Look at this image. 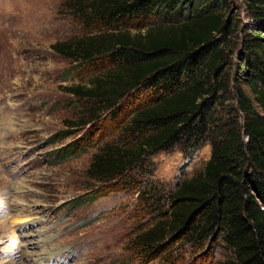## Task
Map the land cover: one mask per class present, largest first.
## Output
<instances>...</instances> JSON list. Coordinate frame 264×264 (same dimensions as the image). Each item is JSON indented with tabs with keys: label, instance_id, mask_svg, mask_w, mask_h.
<instances>
[{
	"label": "trees",
	"instance_id": "trees-1",
	"mask_svg": "<svg viewBox=\"0 0 264 264\" xmlns=\"http://www.w3.org/2000/svg\"><path fill=\"white\" fill-rule=\"evenodd\" d=\"M244 1L253 23L231 80L237 107L225 104L232 82L223 75L227 39L240 27L226 19L230 0L67 1L94 34L53 49L92 66L114 64L93 87L71 89L89 100L88 124L119 129L111 141L99 139L86 195L137 196L140 224L132 244L143 264H201L219 246L230 255L224 264H264V0ZM160 19L176 25L152 36L166 27L148 28ZM132 29L146 31L132 35ZM206 145L211 157L200 173L175 188L154 177L156 155L178 148L192 158ZM79 149L49 156L57 163Z\"/></svg>",
	"mask_w": 264,
	"mask_h": 264
},
{
	"label": "rangeland",
	"instance_id": "rangeland-1",
	"mask_svg": "<svg viewBox=\"0 0 264 264\" xmlns=\"http://www.w3.org/2000/svg\"><path fill=\"white\" fill-rule=\"evenodd\" d=\"M67 1L0 0V264L12 259L7 252L11 236L18 245H28L19 246L23 253H31L22 256V264H52L50 260L55 264H143L132 244L140 224L137 196L113 192L93 200L86 195V188L92 186L86 179L92 156L119 129L113 123L88 124L89 100L71 89L93 87L94 78L105 77L114 64L98 61L92 66L53 49L56 43L77 44L94 34L74 18ZM244 3L230 0L227 5L226 19L231 16L240 26L225 48L228 66L223 67V75L230 81L241 62L247 26L253 23ZM172 21L160 19L148 28L163 23L166 27L155 29L152 36L165 35L176 25ZM233 84L225 104L237 107ZM243 88L251 97L249 88ZM222 107L215 108L222 111ZM93 134L94 139L86 141ZM61 148L81 149L55 163L49 153ZM210 157V145L192 158L178 148L160 153L153 158L154 177L175 188L200 173ZM44 253L55 255L40 259ZM229 259L219 246L201 264H224ZM147 264L165 262L156 259Z\"/></svg>",
	"mask_w": 264,
	"mask_h": 264
},
{
	"label": "bare ground",
	"instance_id": "bare-ground-1",
	"mask_svg": "<svg viewBox=\"0 0 264 264\" xmlns=\"http://www.w3.org/2000/svg\"><path fill=\"white\" fill-rule=\"evenodd\" d=\"M1 208V207H0ZM22 227L23 226H21V229H22ZM26 236H28V235H22V238H24V237H26ZM11 242H10V245H9V250L7 251L8 252V254L12 257V259H9L8 260V263L9 264H17V263H20V264H22V262H21V258H22V256L24 257V256H28L29 257V255L31 254V253H23V251H22V249H21V251L19 250V246H23V248H26V247H28V245H27V243H23V244H21V245H18V242H17V240H16V238H15V236H11ZM10 241V240H9ZM29 244H32V243H29ZM54 255L55 254H46V253H44L42 256H41V258L40 259H43L42 257L43 256H46V257H48V260L49 259H53V257H54ZM9 257V256H8ZM26 260V259H25ZM42 261V260H41ZM40 261V262H41ZM38 262V261H37ZM50 263H52V264H55L52 260H50ZM38 264V263H37ZM40 264H42V263H40Z\"/></svg>",
	"mask_w": 264,
	"mask_h": 264
}]
</instances>
